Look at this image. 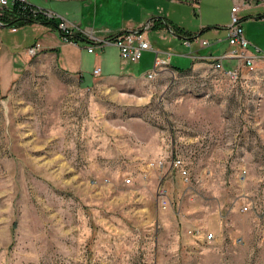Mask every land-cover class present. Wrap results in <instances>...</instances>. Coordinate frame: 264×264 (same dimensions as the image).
<instances>
[{"label":"rangeland","instance_id":"374dc122","mask_svg":"<svg viewBox=\"0 0 264 264\" xmlns=\"http://www.w3.org/2000/svg\"><path fill=\"white\" fill-rule=\"evenodd\" d=\"M29 1L99 38L142 10L194 35L145 30L161 47L124 61L134 76L117 80L83 83L48 54L29 57L0 93V264H264V58L237 80L206 60L144 76L156 58L187 68L190 55L229 52L234 0ZM240 15L264 55V7ZM32 29L0 27V42L30 45L41 34Z\"/></svg>","mask_w":264,"mask_h":264},{"label":"crops","instance_id":"0c3cea01","mask_svg":"<svg viewBox=\"0 0 264 264\" xmlns=\"http://www.w3.org/2000/svg\"><path fill=\"white\" fill-rule=\"evenodd\" d=\"M76 1L80 2L81 5L92 2V0ZM250 7H264V4H250ZM50 9H52L56 13H60L61 11L60 9L59 11L56 8ZM245 10H247V8L243 9L241 13H243ZM241 16L243 19L244 15ZM165 17H154V14H152V12L142 10L140 14H131L124 21L123 28L120 31L116 33H111L108 36L117 35L121 32H128L139 29L142 27V25L146 23H150V28H153L154 30L157 29L155 31H165L167 33H173V35L177 38H182L180 34H184L186 36L194 35L193 33H185L183 29L179 28L181 25L174 18ZM259 17L261 16H257V18ZM56 20V22L58 23V19ZM73 23L78 27H81L80 22H75V20H73ZM25 26L32 27L34 28L32 30L35 31L39 30L41 34L40 36L35 38L34 43H31L30 45H27L25 47H22L21 42H18L17 40L6 44L1 41L2 44L0 45V93H4L5 91L9 90L12 83L17 79L21 69L30 57L26 49L27 47L32 46L35 43H39L40 45L38 50L39 54H48L51 58L54 59L55 63L59 66V68L78 76L83 83H89L90 81L95 80L97 78L106 80H117L126 76H134L133 73L123 68V66H125L126 64L124 63V60H122L120 57L118 47L112 43L99 44L94 41L89 42L88 40L82 38H79L78 42L72 40H65L63 39L61 32L58 28H53L49 24H44L40 22L25 23L17 27L7 26L5 24L0 25V27L9 28L10 32L12 33H18L20 29ZM159 35L161 36V38L164 36V40L166 39L165 35ZM26 37L27 36H25V38ZM146 37L148 39L147 32ZM19 38L21 39V41L24 40L21 37ZM151 45L152 47H155L157 49L161 47L160 44ZM167 45L168 46L166 47H169L171 44ZM88 47H93V51H88ZM229 47L231 48L230 45ZM171 48L174 49L172 46ZM146 53L147 52L145 51L140 59H142L143 55ZM190 56L192 57V62L191 65L187 68L179 67L178 64L177 66H172L171 64H169L168 66L172 68L185 69L184 71H187V69L191 68L197 60L210 61L206 57H212L213 52L210 51L208 53H204L202 54V56H198L195 54ZM170 61H173V58H171ZM96 67H100V73L98 75L93 74V69ZM161 70H159V72ZM144 76L147 77L146 74H144ZM227 212L232 214L239 212L241 213L242 211L240 209H237V207L235 206H231L226 209V213Z\"/></svg>","mask_w":264,"mask_h":264},{"label":"built area","instance_id":"2783aa9c","mask_svg":"<svg viewBox=\"0 0 264 264\" xmlns=\"http://www.w3.org/2000/svg\"><path fill=\"white\" fill-rule=\"evenodd\" d=\"M14 2H18L20 4L22 13H26V16L28 17H35L38 15L50 19L60 17L61 20L58 21V29L60 32L63 33L62 37L65 40H71L70 37L76 30L82 32L90 40L99 44L112 43L116 45L119 49L121 59L126 62L132 63L139 61L142 54L145 51L151 49L152 47L151 43L146 37L145 32V30H148L150 28V23H146L142 25L141 28L133 31L122 32L117 35H110L106 38H98L97 36H95L93 31L91 33L86 30L84 31L80 27L75 25L73 22L68 21L67 19H65V17H62L52 9L35 5L29 0H0V14L3 9L7 8ZM249 6L250 4L247 2V0H234V4L231 6L230 10V23L226 26L227 39L229 45L231 46V50L229 52L223 53L222 56L206 57L210 60L215 69L220 70L230 80H237L240 77L242 67L251 69L253 68L255 62L258 59L264 58V55L258 56L257 54L253 53V51L251 50V44L249 42V39L245 36L243 19L240 15V12ZM1 24L3 23L0 21V25ZM201 44L208 45V42L206 40H202ZM39 47V43H35L34 45L28 47V55H36L38 53ZM93 49V47H88V51L90 52H92ZM223 59H237V61L240 62V65H238V62L235 66L224 65ZM168 65V62L156 58L154 63V69L146 74L147 78H153L158 74L159 70L166 66L168 67ZM99 73L100 67H96L93 69L94 75H98ZM173 166L178 170L181 176H183L186 180L188 179V168L186 167L183 159H174ZM244 173L245 171H242L240 175L241 179L243 178V180L245 178ZM129 181L130 180L127 179V182ZM261 187L264 189V181L262 182ZM158 198L161 206L166 207V205L168 204V196L166 189L162 186L158 188ZM248 210L249 207L247 205L241 206V211ZM188 232L196 236L201 234L200 229L198 228L191 229ZM203 238L211 242L214 238V233L208 232L203 236Z\"/></svg>","mask_w":264,"mask_h":264},{"label":"trees","instance_id":"16d2710c","mask_svg":"<svg viewBox=\"0 0 264 264\" xmlns=\"http://www.w3.org/2000/svg\"><path fill=\"white\" fill-rule=\"evenodd\" d=\"M0 21L7 25V26H13L17 27L20 25H23L25 23H33V22H40L44 24H49L53 28H58V23L56 22V18H45L41 15L35 16V17H28L26 16V13H22V9L20 7V4L18 2H14L13 4L9 5L7 8L3 9L0 14ZM178 32V31H177ZM63 33L61 32V35ZM63 36V35H62ZM82 38L85 40H88L89 42H92V40L88 39L86 35H84L80 31H74L70 39L72 41L78 42V39ZM169 67V66H168ZM171 69L175 72H185V69H179V68H172ZM190 69V68H189ZM187 69V70H189Z\"/></svg>","mask_w":264,"mask_h":264},{"label":"bare ground","instance_id":"6f19581e","mask_svg":"<svg viewBox=\"0 0 264 264\" xmlns=\"http://www.w3.org/2000/svg\"><path fill=\"white\" fill-rule=\"evenodd\" d=\"M122 33V32H121Z\"/></svg>","mask_w":264,"mask_h":264}]
</instances>
